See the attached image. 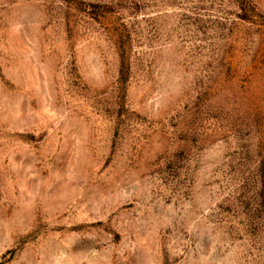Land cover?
Listing matches in <instances>:
<instances>
[{"label": "rangeland", "instance_id": "1", "mask_svg": "<svg viewBox=\"0 0 264 264\" xmlns=\"http://www.w3.org/2000/svg\"><path fill=\"white\" fill-rule=\"evenodd\" d=\"M0 264H264V0H0Z\"/></svg>", "mask_w": 264, "mask_h": 264}, {"label": "trees", "instance_id": "2", "mask_svg": "<svg viewBox=\"0 0 264 264\" xmlns=\"http://www.w3.org/2000/svg\"><path fill=\"white\" fill-rule=\"evenodd\" d=\"M242 16L244 17L245 15H241L240 17L242 18Z\"/></svg>", "mask_w": 264, "mask_h": 264}]
</instances>
